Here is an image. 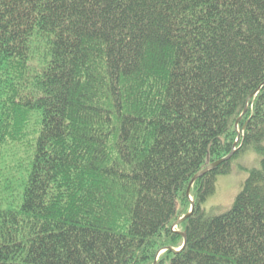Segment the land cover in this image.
<instances>
[{"label": "trees", "instance_id": "1", "mask_svg": "<svg viewBox=\"0 0 264 264\" xmlns=\"http://www.w3.org/2000/svg\"><path fill=\"white\" fill-rule=\"evenodd\" d=\"M0 264H264V0H0Z\"/></svg>", "mask_w": 264, "mask_h": 264}, {"label": "rangeland", "instance_id": "2", "mask_svg": "<svg viewBox=\"0 0 264 264\" xmlns=\"http://www.w3.org/2000/svg\"><path fill=\"white\" fill-rule=\"evenodd\" d=\"M261 160V157L253 152H247L242 155L239 160L235 162L231 174L223 175L218 178L216 192L206 202L204 206L205 210L208 213L211 211H215L216 213H225L229 211L249 176L248 171L243 168L239 169V165L246 169L260 168ZM191 200L193 199L191 198ZM163 253L164 252L157 256V260Z\"/></svg>", "mask_w": 264, "mask_h": 264}, {"label": "water", "instance_id": "3", "mask_svg": "<svg viewBox=\"0 0 264 264\" xmlns=\"http://www.w3.org/2000/svg\"><path fill=\"white\" fill-rule=\"evenodd\" d=\"M236 126H238V123L236 124ZM238 139H239V138H238ZM238 141H239V140H237V143H238ZM237 143H236L235 146H234V150H233V152H232L228 157H226V158H224V159H221V160H219V161H217V162H215V163L210 164V166H209L208 168H206L203 172H201L200 174H198L197 176H195V177L193 178V180L191 181V183H190V185H189V187H188V189H187V192H186L187 196L190 198V201H191V209H190V212H189L185 217H183L181 220H179V221L176 223L175 227H178L179 225H181L183 222H185L187 219H189V218L193 215V213L195 212V203L193 202V200H191V197H190V192H191V188H192L193 184H194L199 178H201L203 175H205L208 171H210L211 169H213V168H215V167H217V166L223 164V163L226 162V161H229V160L232 158L234 152L236 151ZM185 246H186V239H185L184 244H183V247H182L181 249H179V250L165 249V250H162V251L159 253V255H160L162 252H166V251H168V250L173 251V252H175V253H178V252H180L182 249H184ZM159 255H158V256H159Z\"/></svg>", "mask_w": 264, "mask_h": 264}]
</instances>
